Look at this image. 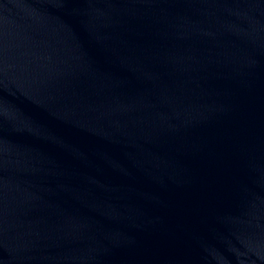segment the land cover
Returning <instances> with one entry per match:
<instances>
[{"label": "water", "instance_id": "obj_1", "mask_svg": "<svg viewBox=\"0 0 264 264\" xmlns=\"http://www.w3.org/2000/svg\"><path fill=\"white\" fill-rule=\"evenodd\" d=\"M0 264H264V0H0Z\"/></svg>", "mask_w": 264, "mask_h": 264}]
</instances>
